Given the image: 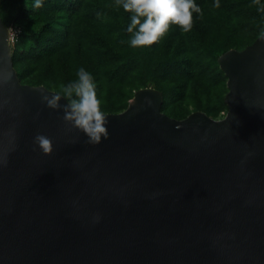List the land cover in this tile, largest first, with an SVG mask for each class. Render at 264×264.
Here are the masks:
<instances>
[{
  "label": "water",
  "instance_id": "water-1",
  "mask_svg": "<svg viewBox=\"0 0 264 264\" xmlns=\"http://www.w3.org/2000/svg\"><path fill=\"white\" fill-rule=\"evenodd\" d=\"M13 49L0 11V264H264L261 35L218 59L223 118H174L144 87L99 144L41 101L62 93L21 81Z\"/></svg>",
  "mask_w": 264,
  "mask_h": 264
},
{
  "label": "trees",
  "instance_id": "trees-1",
  "mask_svg": "<svg viewBox=\"0 0 264 264\" xmlns=\"http://www.w3.org/2000/svg\"><path fill=\"white\" fill-rule=\"evenodd\" d=\"M0 0L4 23L21 33L13 61L23 83L63 94L62 85L91 73L103 113L125 110L135 92H163L162 111L183 119L194 111L220 119L228 106L219 57L242 50L264 32V0H195L193 27L176 24L152 45L131 47L130 13L116 0ZM73 98H76L75 95Z\"/></svg>",
  "mask_w": 264,
  "mask_h": 264
},
{
  "label": "clouds",
  "instance_id": "clouds-1",
  "mask_svg": "<svg viewBox=\"0 0 264 264\" xmlns=\"http://www.w3.org/2000/svg\"><path fill=\"white\" fill-rule=\"evenodd\" d=\"M125 12L130 13V24L127 31L131 33L130 46L141 47L152 45L161 38L169 28L170 23L180 26L183 32L191 31L193 27V12L203 14L195 0H116ZM42 6L41 0H36L35 7ZM219 7V0L214 5ZM264 38V32L261 33ZM77 79L62 85L63 98L67 104L61 105V95L49 94L41 90V101L52 109H62V119L75 129L82 131L87 137V143L99 144L102 137H108L106 116L101 110V101L95 91V83L90 72L81 67L77 71ZM9 78L4 76L0 84ZM75 95L76 98H73ZM149 104L151 101H147ZM36 144L44 154L53 151L52 140L37 134L34 137ZM7 164V156L0 155V167Z\"/></svg>",
  "mask_w": 264,
  "mask_h": 264
},
{
  "label": "built area",
  "instance_id": "built-area-1",
  "mask_svg": "<svg viewBox=\"0 0 264 264\" xmlns=\"http://www.w3.org/2000/svg\"><path fill=\"white\" fill-rule=\"evenodd\" d=\"M8 30H9L10 41L15 43L16 39L21 33V28L17 25H11L8 27Z\"/></svg>",
  "mask_w": 264,
  "mask_h": 264
},
{
  "label": "rangeland",
  "instance_id": "rangeland-1",
  "mask_svg": "<svg viewBox=\"0 0 264 264\" xmlns=\"http://www.w3.org/2000/svg\"><path fill=\"white\" fill-rule=\"evenodd\" d=\"M13 43V42H12Z\"/></svg>",
  "mask_w": 264,
  "mask_h": 264
}]
</instances>
